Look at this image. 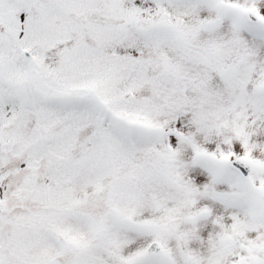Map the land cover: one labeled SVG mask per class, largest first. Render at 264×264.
I'll return each mask as SVG.
<instances>
[{"label": "snow or ice", "instance_id": "1", "mask_svg": "<svg viewBox=\"0 0 264 264\" xmlns=\"http://www.w3.org/2000/svg\"><path fill=\"white\" fill-rule=\"evenodd\" d=\"M0 264H264V0H0Z\"/></svg>", "mask_w": 264, "mask_h": 264}]
</instances>
